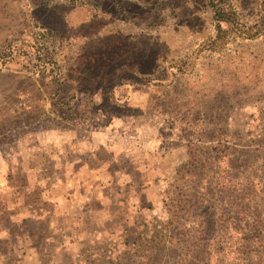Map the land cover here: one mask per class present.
<instances>
[{
  "label": "rangeland",
  "instance_id": "rangeland-1",
  "mask_svg": "<svg viewBox=\"0 0 264 264\" xmlns=\"http://www.w3.org/2000/svg\"><path fill=\"white\" fill-rule=\"evenodd\" d=\"M209 1L0 0V150L68 118L121 144L115 189L137 206L81 219L70 249L1 217L0 264H264L263 7L213 0L218 27Z\"/></svg>",
  "mask_w": 264,
  "mask_h": 264
},
{
  "label": "crops",
  "instance_id": "crops-1",
  "mask_svg": "<svg viewBox=\"0 0 264 264\" xmlns=\"http://www.w3.org/2000/svg\"><path fill=\"white\" fill-rule=\"evenodd\" d=\"M65 119L64 127L32 132L31 137L16 140L13 151L0 150V199H6L0 202V240L11 233L1 219L5 217L26 232L25 239L32 238L30 228L42 232L37 225H43L49 230V235L41 234L44 242L61 241V247L70 249L86 232L78 229L81 219L90 217L89 224H98V230L118 222L122 212L128 218L129 211L137 210L115 189L125 181L119 174L121 144ZM15 234L21 236L17 230L10 236Z\"/></svg>",
  "mask_w": 264,
  "mask_h": 264
},
{
  "label": "trees",
  "instance_id": "trees-1",
  "mask_svg": "<svg viewBox=\"0 0 264 264\" xmlns=\"http://www.w3.org/2000/svg\"><path fill=\"white\" fill-rule=\"evenodd\" d=\"M257 3H259V5L263 7V10H262L263 15L260 17L259 23L261 24V26L264 29V0H262V1L257 0ZM209 6H211L213 9V12L215 15L214 18L218 22V27H220V23H222V22H228V23L230 22L231 23L229 14L226 12V10L223 7H220V4L218 2L216 3L213 0H210ZM253 35L257 36L258 33L253 34ZM41 36L45 37V38L47 37L48 39H53V40L55 39V34L50 30H46V32H43L41 34ZM249 37L253 38V36H251V35H249ZM52 44H54V43H52ZM34 47H36V51H33L34 54L31 55V56H34V60H33L34 63L32 62V60L31 61L28 60V62H27L28 66L27 67H30V65L32 64V66L36 68L35 71L43 72V71L47 70L48 66L54 65L56 63V61L54 59V55L56 52L54 49L52 51H49V48H42L43 46L40 48V46H38L36 44L34 46H32V48H34ZM45 50H46V52H45ZM15 51H16L15 49L13 51L8 50V53L7 52L5 53L6 55L3 58V61H6V59L11 60L12 57H14L13 54L15 53ZM50 71H52V70L50 69ZM59 91L60 90H58V89L55 90L54 96H50L51 99H54V97L58 98L59 94H61ZM109 91L111 92L113 90L110 89ZM103 94L105 97H107V99H109L106 92L103 91ZM113 95L115 96L114 98L116 100L119 99V97H116L117 96L116 94H113ZM65 99H66L65 97H62L61 99H59L60 101L58 102V104H60L61 106H64L65 105V103H64Z\"/></svg>",
  "mask_w": 264,
  "mask_h": 264
}]
</instances>
